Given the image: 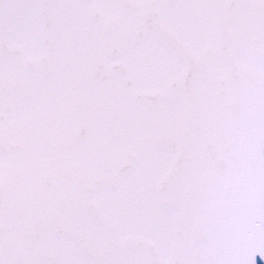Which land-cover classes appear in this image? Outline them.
Returning <instances> with one entry per match:
<instances>
[{"label":"snow or ice","instance_id":"1","mask_svg":"<svg viewBox=\"0 0 264 264\" xmlns=\"http://www.w3.org/2000/svg\"><path fill=\"white\" fill-rule=\"evenodd\" d=\"M0 264H264V0H0Z\"/></svg>","mask_w":264,"mask_h":264}]
</instances>
